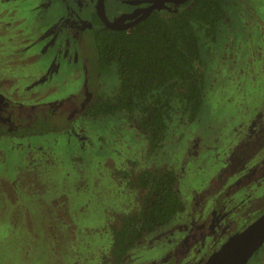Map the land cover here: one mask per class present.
<instances>
[{
	"label": "rangeland",
	"instance_id": "obj_1",
	"mask_svg": "<svg viewBox=\"0 0 264 264\" xmlns=\"http://www.w3.org/2000/svg\"><path fill=\"white\" fill-rule=\"evenodd\" d=\"M91 2L0 0V22H8L0 23V89L30 104H59L80 91L89 97L94 61L85 70L83 60L94 55L93 41L88 31L75 35L72 24L76 13L87 17ZM104 7L109 19L131 9L119 0H105ZM224 15L217 41L204 53L201 109L193 122L172 128L155 152H147L124 113L82 117L69 129L40 135L0 134V264H111L110 226L141 198L116 173L122 168L127 177L172 169L183 201L172 223L145 233L125 264H201L263 211L264 0H228ZM43 72L45 80L33 84L30 76ZM112 74L99 78L98 92L100 81L113 84ZM218 197L219 223L165 233L184 216L201 221ZM246 264H264V243Z\"/></svg>",
	"mask_w": 264,
	"mask_h": 264
},
{
	"label": "trees",
	"instance_id": "obj_2",
	"mask_svg": "<svg viewBox=\"0 0 264 264\" xmlns=\"http://www.w3.org/2000/svg\"><path fill=\"white\" fill-rule=\"evenodd\" d=\"M227 1L191 0L167 17L153 11L130 29L94 32L96 71L102 78L113 73V84L106 86L101 79L104 89L99 93L90 85L92 99L83 115L124 113L144 136L148 153L161 148L172 128L184 120L193 122L201 109L206 88L204 53L217 41ZM51 129L53 125L39 117L18 133L41 134ZM116 173L129 188L140 190L141 198L110 226L112 264H120L145 233L162 228L183 211L172 169L145 168L131 177L124 168Z\"/></svg>",
	"mask_w": 264,
	"mask_h": 264
},
{
	"label": "flooded vegetation",
	"instance_id": "obj_3",
	"mask_svg": "<svg viewBox=\"0 0 264 264\" xmlns=\"http://www.w3.org/2000/svg\"><path fill=\"white\" fill-rule=\"evenodd\" d=\"M119 1L121 3L130 5L131 9L123 11L120 14H117V16L115 18L109 19L106 16V11H105V7H104L105 0H92L91 8L89 7L87 17H80L76 13L77 18L75 19L74 23L72 24V28L74 29V34L76 35L79 32L88 31L87 33L88 34L90 33L91 39H93V33L94 32H96L98 30H102V28H109L105 25V23L102 21V19L100 17L101 5H102V11H103V14L105 15V17L111 23H113L115 26L124 27V28H120V29L126 30V29H130L135 24H137L141 20L145 19L153 11H158L160 14L167 17V16L172 15V13H174V11H176V9L179 6H183L185 3H188L191 0H160L154 6H151L152 5L151 2H147V1L144 2L143 0H119ZM133 1H142V2L132 3ZM165 1L168 3L163 5V3ZM22 2H24V0H22ZM42 2H39V3H42ZM148 9H150V12L145 18L139 20L138 22H135V23L133 22L139 16L144 14ZM70 17H74L73 11H72V15L70 14ZM0 23L4 24V25L8 24V22H6V21H1ZM109 29H113V28H109ZM93 61H94V55L89 56L87 58V61L83 60L85 70L87 69V63L92 66ZM37 63H38L37 61H34L33 64H31V65H34ZM83 64H82V67H83ZM1 70H4V69H1ZM20 76L21 77L19 79L21 81H23V80H27V78L29 77V74H22L21 73ZM44 76H45L44 72L42 74H40L39 76H35V77L30 76V77H32L31 82H33V84H35L39 81H43V80H45ZM93 76L95 79L92 80L88 85L87 84H86V86L84 85L86 87V90L88 89L89 90L88 92L91 93L89 95V97L81 96L82 92L80 91L79 93H77L75 95L72 93L71 96L68 97L69 99H67V100H64V101L63 100L62 101L61 100H58V101L55 100V102L56 101L60 102L59 104H57V103L56 104H50V101L45 102V103L33 102L32 104H30L29 102L23 101L24 99L17 101L11 97L10 93H7L5 90L0 89V130H2V131H0V134H10V135L15 136V137H20V136H25V135L29 136L30 134H23V135L19 134L18 131L21 130L23 133V130L27 126H30V124L32 125V123L35 122V120H37L39 117L45 119L48 122V124L53 125V130L58 131V130H64V129L71 128V126L73 125V123L76 119L85 117L83 115V111L86 108V106L88 105V103L90 102V100L92 99V94H93L91 89H90V85L92 84L93 87L95 88L94 90L97 93H99L96 88L99 86L100 74H98V72L96 71L95 65H94ZM23 104H26L28 106L26 107ZM18 109H20V112ZM260 125H259V127H261ZM250 130H249V135L252 136V134H254L255 126H252L250 128ZM41 134H43V133H41ZM34 135H40V134H34ZM261 144L264 145L263 141L259 142V146ZM261 151H262V154L264 156V148ZM262 176H264V173ZM260 178L263 179V177H260ZM235 181L239 182V180H237V178L235 179ZM125 185H126V183H125ZM222 204H223V199L220 200L219 197L216 200L212 199V202H210V207H208L206 209L204 208L205 210H203L199 214L201 221L196 223V221H197L196 219H194V218L190 219V217L184 216V218H181L179 220L177 219L178 222L181 223V225L174 226L168 232H165V231L164 232L165 233L174 232L176 229H178L184 225H188V226H184L181 228L187 230L188 227H194L197 230V232H201L203 228L210 229L211 226L213 227L214 224L219 223L220 218L223 217V215H221V217H218V219H217L218 211L220 209V205H222ZM232 207H233V205H232ZM263 211H264V209H263ZM204 212L206 215H203ZM211 218H213L212 221H210ZM171 223L172 222L170 221L167 224H165L164 226H167ZM231 224H232V218H229V217L226 218V225H231ZM197 226L201 227V228H197ZM159 229H161V228H159ZM169 240L170 239H168V241ZM177 249H178V244H175L174 251L176 252ZM125 259H126V257L124 258V260L122 262H120V264H122L125 261ZM111 264H112V260H111ZM123 264H125V262ZM201 264H203V263H201Z\"/></svg>",
	"mask_w": 264,
	"mask_h": 264
},
{
	"label": "water",
	"instance_id": "obj_4",
	"mask_svg": "<svg viewBox=\"0 0 264 264\" xmlns=\"http://www.w3.org/2000/svg\"><path fill=\"white\" fill-rule=\"evenodd\" d=\"M151 2L154 6L160 0H143ZM142 1H133L139 3ZM150 12L148 9L144 14L139 16L133 22L145 18ZM100 17L105 25L109 28L120 29L121 26H115L103 14L102 5ZM264 243V211L257 216L249 225L245 226L239 232L229 236L214 252H212L203 264H246L252 255Z\"/></svg>",
	"mask_w": 264,
	"mask_h": 264
}]
</instances>
